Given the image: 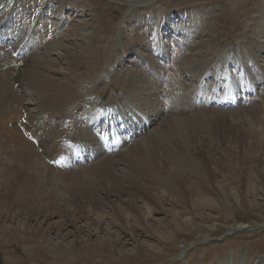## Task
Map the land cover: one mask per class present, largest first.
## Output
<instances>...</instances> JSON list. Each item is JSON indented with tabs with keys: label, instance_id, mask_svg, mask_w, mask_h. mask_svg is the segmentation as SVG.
Returning a JSON list of instances; mask_svg holds the SVG:
<instances>
[{
	"label": "bare ground",
	"instance_id": "bare-ground-1",
	"mask_svg": "<svg viewBox=\"0 0 264 264\" xmlns=\"http://www.w3.org/2000/svg\"><path fill=\"white\" fill-rule=\"evenodd\" d=\"M34 1L37 0H0V4L4 3L6 6L5 9H0V60H5L4 66L0 67V121L4 115H9L8 118L10 123L11 120H15L13 117H16V119L19 120L17 124L14 123L13 120V123L18 125V127L16 126L15 129L17 130L18 128L19 131H17L20 132L24 137L22 139L23 144L19 150L17 149L18 151H14L13 148H15V146H20L19 144L22 142L20 141V137L22 136L18 137V135L17 138H14L15 140L11 137L10 142L8 141V143H5L6 140L3 141V139L0 137V227H2V229L13 228V223H17V225H14L13 229L16 228L18 232L24 237L28 236L27 238L29 240L32 239L31 242L33 246H30V248L37 249L39 245L42 246V242H44L47 233L53 230V228L56 229L57 233L61 232L60 234L63 237H61V239L65 240L67 236L73 234V231L70 229L67 230V225L70 224V226H73L75 220H81L83 221V225L80 224L82 231H86V235L84 234L85 238L82 240L78 239L75 242L74 240L70 242L66 247L67 253L72 252L75 254V256H78L81 253L85 254V251L82 252L83 249L87 250V253L93 255L94 253H97V251L99 252L101 249L103 250L104 254L105 252H115L118 249L117 244L120 243L124 237H128L126 239L127 241H133V243H136V252H139L138 254L150 256V254H154L158 250L153 247V242L149 246H143L141 243H137L136 237L147 231L149 232V235L151 234L153 237L161 240L165 236V232H163L162 229L165 228V230L168 232L170 231V226L179 222L178 216L175 214H170L172 216L170 218L171 220H162L165 221L163 223L162 221H159L161 218L153 219L152 221L156 222V226H150L148 224V221L151 218L149 214L159 212V210H161V208H159V203H162L163 201H169L171 203L177 202L176 206L179 207L177 209L178 214L180 217L184 215V217L187 218L186 214H189L190 211L199 210V214H201L203 208L211 206V203L214 202V200L211 202L210 199V201L200 200L198 196L197 199L195 198L194 200L188 199L189 197L187 195L192 197L193 194L191 189L193 190L194 185H198L200 183L198 181L196 183V179L191 181V173L190 171H188L189 173L186 171L188 168L187 166L192 167L193 169L196 167L200 168V163L202 164L203 161L206 160H204L203 156L204 151H210V153H212V155H210L213 157L216 155L217 151L215 150V146H211V143L207 141L208 135H201V131L203 130L200 129L202 126H206V123H209L206 121L207 119L213 122V118L206 117V114H201L202 112L200 111L194 112L193 108H195V105L187 102L189 100H182L180 96L184 98V95L180 94L179 91L183 89L182 86L186 85V80L190 78L192 80L197 79L198 84L197 86L190 84L187 86V89H192V91L197 92V94L201 93L203 98L202 102H215L217 99H220V96H223V99H227L229 96L233 95L231 90L224 91L225 89L219 88V90L224 92H220L218 95L217 93L219 92H216L214 96L211 94H206L205 91H202V81L199 80L205 81V78H201L200 75L206 73L207 70L200 69L196 72L192 70V67L195 65L198 68H201L205 67L207 64H213L214 62H217L222 56H224V58L218 62V67L214 69L213 72H211L212 75H210V77L213 79V82L210 86L212 87L213 92L217 86L224 87L226 84H229L228 81L232 80V76L236 77L237 79V83L235 84L236 92H238L240 86H242L243 89H251L250 87H253L255 82L261 80L262 74L258 71V69H264V14L262 18L257 20L255 24L251 26L248 32L244 34V49H242L241 45L238 50H235L233 54L234 56L224 54L226 50L221 49L222 55H217L216 58H212L211 60L208 57V54L202 52L200 48V46H202L200 45L201 43H196L192 40L193 31L196 35L199 33H204L208 30L210 32L215 31L214 26H217V24L213 22H210L208 26L202 27L200 30L197 28L201 24L195 28V26L198 24V21H203V14L206 13L200 11L198 12L196 10H191L188 12L181 10L177 15H173L174 17L172 16V18H170L166 16L163 18V21L159 22L160 20H157V22L155 21L156 11L153 12L151 9H148L146 10V13H149L147 11L150 10V13L152 14L153 12L154 16H149L148 18H146V16L140 18L136 17L137 22H140H136L137 24H130L131 28H133L135 31V34L131 38L129 37L127 40L132 41L133 46H126L125 49L126 53L131 54L132 56L134 54V60H132L133 58L128 60L126 57H123L122 59L120 58L121 61H117V68H106L107 73L105 75V78L111 77L115 80H118L117 78L120 76L118 83H122L126 86L125 91L127 92V103L124 104L127 108H136L137 103L135 102V97L142 96L141 98L146 104L144 108H150V110L147 111L153 116L152 119L146 120L143 118V116L138 115L140 117H138V124H136L134 129L129 131L130 139L126 140L127 136H123V138L126 137V139H120L119 136H113L109 130H104L100 134L94 133L91 127L93 124V111H95V109L93 110V108H91L81 113H76V109H80L82 107V103L85 101V98H94L95 100L99 99L101 95V90L96 91V87L93 86V76H91L93 75V61L91 60L92 55L86 52V47H88V45L93 46V42L96 40L95 37L93 40V23L91 21H85V23H82V21V24L79 23L78 25H74L69 29L66 28V33H63L64 28L68 23V18L65 16L63 19L61 16L58 17V15H60L59 12V14L56 15V19H58L59 24L53 30L51 29L52 26H49L48 29H45V34L41 36V40L44 38V43L40 41L37 51L28 52L31 56L29 59H27L29 61H27L24 65L28 64L31 69L21 68L18 66L20 61H25V53V58H20V56L23 54V51L25 52V50H27L28 43L32 41L30 38L35 37L37 34L36 30L41 28L42 24L45 23L43 22L44 20L42 21L40 19V16H38L36 20L34 17L31 19L28 18V14L33 10L32 4ZM47 4L48 2L46 0L45 6ZM70 6L72 8H77L76 3H70ZM62 8L63 5L58 7L59 10H62ZM18 13H20V15L17 18ZM176 17H178L179 20H177ZM173 18H175L174 21ZM182 21L185 22L184 27L181 26L182 23L180 25V22ZM32 24L34 25L35 31L34 33L29 34L28 26H31ZM56 24L57 23H53V26ZM88 29H91L92 33H90ZM15 31L16 34L19 35V38L15 39L11 37V42L13 44L12 47L14 48L11 53L15 50H19L18 57H13L11 54H9L6 50L7 47L4 46V43L7 42V40H5L7 39L5 36H10L11 34L13 35L15 34ZM123 35L124 32H122L121 36ZM180 35L181 42L183 40L185 41L180 45H177L175 50L173 47L171 52V46L169 42L171 39L169 38H176L177 41V38ZM149 39L151 42H153L154 51H146L147 53L142 54L144 56L138 57L139 60H137L135 57L138 55L133 51H135L137 48L143 49L146 46H149ZM215 39L217 40L216 45H218V47H222L223 43L221 42V38L218 36V34ZM65 40L73 41L72 45L70 47H66L64 44ZM184 43H186V47H183ZM208 43H210V41H208ZM200 53L204 55H201ZM51 54L54 55L55 58L52 57ZM171 55H173L172 59L169 58ZM142 58L145 61H143ZM126 59L128 60L127 63L135 65L136 67L133 68L132 66L131 68L129 67L121 70V68L127 67L124 65L125 61H127ZM158 59H163L166 62L167 60L171 61L166 63L167 67L166 69H163L166 65L160 64ZM244 59L251 61L245 62ZM61 61H64L68 65L69 71L63 73L67 75L66 77H68V79L63 78L64 76L62 75V77H57V75H59L58 73L62 72L54 69V66L58 65ZM251 62L252 64L249 65ZM228 63H230L232 68H229L227 71L226 64ZM80 66H83V71H81ZM221 66L222 68H220ZM161 67L162 70H160ZM138 68H141V70H138ZM19 69L24 70V74L22 75L23 77H20L17 71L14 73V70L20 71ZM143 70L144 72H142ZM245 72L249 73L250 81H245V79L241 77V75ZM187 75L188 78L185 77ZM34 77H36L34 80L36 84L41 85L45 83L47 85L41 94L44 100L37 101L38 97L32 93L33 91L28 82L29 79H34ZM160 77H162V80H159ZM101 79L104 80L103 78ZM14 82H18V88L13 87ZM160 82H163L162 89L156 86L158 83L160 86ZM108 85H110V83H107L106 86ZM62 90L69 91L70 93L64 94L61 92ZM162 91L163 94L165 93V97L168 98V103L166 106H164L162 101L156 100V96L160 95ZM93 92L97 93V95L95 96ZM23 94L34 96V99L37 101L35 104L41 110V113L31 115V113L27 114L25 112L26 102L22 101ZM197 94L191 93V95ZM216 95L219 96V98H214ZM140 101L141 99L139 102ZM96 106H99V104H96ZM198 108L205 110L200 106ZM198 108L196 107V109ZM145 109L142 110L144 111ZM164 111L171 112L169 118H167L168 123L165 128H160L159 130H153L154 128H152L153 131H149L145 135H142L146 126L148 128L152 121L155 118L161 116ZM260 113L261 112H259V114ZM263 118L264 117L262 116L259 119ZM5 119L6 118L4 117L3 121ZM45 120H48L49 123L45 124ZM52 120H54V123L51 122ZM163 123L164 121L162 124ZM4 124H2L3 127L6 125ZM228 127L230 130L231 139L237 140L242 138L246 141H249V135L244 136L247 134V130L240 121H230L228 122ZM0 128L2 131L3 128L1 126ZM138 129L140 130L139 132L141 135L138 134L133 141V134ZM172 131L175 133L176 137H173ZM6 132L7 131H5V135ZM5 135L3 136L5 137ZM10 136H13V134ZM30 136L36 138V141L34 139L30 141ZM117 139L118 141H116ZM72 141H75V143L78 145H71ZM81 141L84 142L81 143ZM115 141L119 143L118 146H116ZM33 142H35V145ZM249 142L253 144L252 147L254 148H258L259 146L261 147L259 148L261 152H257V150H255L258 154L256 155V160L250 163V166L259 168L263 161L261 160V154L264 151V142L263 140L259 139V137L258 139L253 137V139ZM112 144L113 146H116V156L121 158L126 163V165L123 166H126L127 169H124V171L120 168L122 170L121 174H113L115 171H109V169H107L110 165H112L109 164L110 159H112L111 154L105 153L104 156H102L99 160H94L98 153L102 154L99 152L100 148H107ZM68 151L75 153L76 155L74 158L77 160H84L85 157H87V161H89L93 158L94 163L92 161L88 162L89 166H92H87L85 172L82 174H76V176H71L69 175L71 174L69 172L72 170L56 168L51 162H44L45 158H48L49 161H54V164L61 163V159L58 155L66 154ZM81 152L82 154H79ZM207 155L209 154H206V156ZM207 157L209 158V156ZM10 159H14L12 163L10 162ZM119 160L120 159L116 160L115 164L118 165L119 163H123ZM259 161L261 164L258 163ZM236 163L238 164V162ZM66 164L75 165V163L69 160L66 161ZM202 168L204 167L202 166ZM189 170L191 169L189 168ZM214 170L213 172H216V169ZM63 172L65 173L62 174ZM193 176L195 177V175ZM19 177H26L25 185H16V180ZM31 179L34 180V184H30ZM187 179L190 181V183L194 182L193 187L188 183ZM45 185L52 187V189H46ZM64 185H66V189L63 191L64 197L66 195L64 192H73L72 200H74V203L72 201H66L64 202V205L60 203L61 199H63V196L58 190H61ZM96 185H98L97 189L95 188ZM214 186L217 192V194H214L216 199H223L224 204H229L231 201L228 195L229 193L227 194L226 191L223 190V186ZM174 190L177 192V195L175 194L176 192L174 193ZM98 193L102 194L103 196H99ZM122 193H128L129 200H132V197L134 200L138 199L139 197V201L142 204L141 206L145 209L144 212H142L143 214L140 213V207L137 206L136 208V205L132 204L134 200L132 202L128 200V203H125L126 208L124 209L132 210V212H129L131 215L129 213L128 215H124V211L122 210L123 208L121 206L124 205L125 201H123V204L120 205L122 209L117 208V216L119 217L115 216V212L112 211L113 213H111L114 215V217L111 218L110 216L112 214H109L110 216L107 217H110V221L105 222L106 219L103 221L102 214L99 212V207H101L103 203L105 204V201L103 200L104 197L109 198V196L112 195L113 197L119 198ZM8 195H13L12 200H6ZM178 195L179 197H177ZM135 196H137V198ZM109 199L106 202H111L112 204V201ZM183 200H189L190 205L185 204ZM62 205L63 207L61 208L60 206ZM135 209L136 213L134 215ZM107 212L110 213V211ZM53 216H59L62 219L61 221L57 220L55 225L48 223L47 227L44 226L46 221ZM129 216L133 217V223L130 221L131 224L129 222L130 219H127ZM39 218H43L44 220L39 221ZM31 220H33V222L35 220L34 224L31 222ZM65 220L68 221L65 222ZM93 221L97 223V227L94 229L90 226L91 223L93 225ZM6 222L9 223L6 224ZM103 222L107 224H105L106 226L113 228V230H116V227H118V229H120L123 233V236L121 235L122 237H120L119 235L114 239L106 235L99 242H96L95 240L93 241L91 237L100 231L99 224ZM114 227L116 229H114ZM214 227L215 226L213 225L210 226L209 230L213 231ZM134 228H136L140 234L136 233ZM145 228H147L149 231ZM174 238L179 240V235H175ZM81 242H83L84 245L81 248L82 250H79L77 246ZM179 242L185 247L183 244L184 241ZM53 249L56 250V247H53ZM260 264H264V262L261 261Z\"/></svg>",
	"mask_w": 264,
	"mask_h": 264
},
{
	"label": "rangeland",
	"instance_id": "rangeland-1",
	"mask_svg": "<svg viewBox=\"0 0 264 264\" xmlns=\"http://www.w3.org/2000/svg\"><path fill=\"white\" fill-rule=\"evenodd\" d=\"M45 2L46 0L44 1L37 0L34 1L32 4L33 10L28 14V18L31 19L34 17L36 20L37 17L40 16V19L42 21L44 20L43 22H45L46 24L43 23L42 27L36 30L37 32L36 36L30 38V40L32 41L28 43L27 50H25V52L23 51V53H25L26 58L24 56L22 58H25V61H22V65H19V67L31 69V67L28 66V64L24 65L27 61H29L27 59H29L31 56L28 52L38 50L40 41L42 42L44 41V38L41 40V36L45 34L46 31L45 29H48L49 26H52L51 29H54L59 24L58 19H56V15L59 14V12L60 15H58V17L61 16L63 19V17L65 16L68 18V23L66 24L63 33H66L65 30L71 28L74 25L76 26L79 23L82 24L85 23V21L86 22L91 21L93 23L92 26L93 40L94 37L96 38V40L93 42V46L88 45V47H86V52L92 55L91 60L93 61V75L91 76H93V86L96 87V91L101 90L100 91L101 95L99 99H95V100L94 98H85V101H83L82 103V107L80 109H76V113L78 114L91 108H93L94 110L96 107H98L96 106V104H99V111L98 112L93 111V124L91 127L93 132L100 133L103 132L104 130H107L108 128L109 129L112 128L113 132L111 133H113V135L117 136L119 134L121 136H127L126 140L130 139V138L128 139V137L130 136L129 131H131V129H134L136 124H138V119L140 118L139 117L140 115L143 116V118H145L146 120L152 119L153 116L150 115V112H148L150 108L149 109L144 108L146 104L141 98L142 96L135 97L136 98L135 102L137 103L136 104L137 109L133 107L127 108L125 105L127 103L126 102L127 92L125 91L126 86L123 85L122 83L121 84L118 83L120 76L117 78L118 80H115L114 78L113 80L111 77L105 78V75L107 73L106 68L107 69L117 68L118 66L117 61H121L123 57H126L128 60L134 57V54L132 56L131 54L126 53L125 49L126 46H133V42L127 40L129 37L131 38L135 34V31L133 30V28H131L130 24L132 23L135 24L137 22L136 17L140 18L146 16V18H148L149 16L150 17L154 16L153 12L156 11L155 21L160 20L159 22H161L164 20L163 18H165L166 16L172 18L173 15H177L178 12L181 10H184L185 12L196 10L198 12L200 11L206 13L207 15L203 14V18H202L203 21H198V24L195 26V28H197L201 24L197 28L200 30L202 27L208 26L210 22H213L217 24V26H214L215 31L210 32L208 30L205 31L204 33H199L197 35L194 34L193 31L192 40L196 43L198 42L201 43L200 45L202 46H200V48L202 52L208 54V57L211 60L212 58H216L217 55H222L221 49L222 50L225 49L226 52L224 54H227L229 56L233 55L235 50H238V48L241 47V45H242V49H244V45H243L244 43L243 40L245 37L244 34L248 32L251 26L255 24L257 20L262 18L264 14V0H63V1L47 0L48 4L46 6H45ZM70 3L73 4L76 3L77 8H72L70 6ZM60 5H63L62 10L58 9ZM5 7L6 6L4 3L0 4V9L1 8L5 9ZM148 9H151L153 11L152 14L150 13V10L147 11L150 14L146 13V10ZM19 15L20 13H18L17 18L19 17ZM174 19L175 18H173V21ZM176 19L179 20L178 17H176ZM53 23H57V24L53 26ZM33 24L31 26H28L29 34L34 33L35 31ZM180 25L184 27L185 22L184 21L180 22ZM88 31L92 33L91 29H88ZM122 32H124L123 35L124 39L123 36H121ZM217 34L221 38V42L223 43L222 47L221 46L218 47V45H216L217 40L215 39V37L217 36ZM14 35L19 36L18 34H14ZM180 37L181 35L177 38V41L176 38H172V37L169 38L171 39L169 41L171 46L170 47L171 52L173 47L175 50L177 48V45H180L182 42L185 41L183 40L181 42ZM10 39L11 38H9L7 44L5 43L4 45L7 47L6 50L9 54L10 51L12 50V48L10 47L11 44ZM208 41H210V43H208ZM72 43L73 41L71 40L64 41L66 47L68 46L70 47ZM148 43L149 46L143 48L146 50H143L142 48L141 49L137 48L135 49V51H133L138 55L137 57H135L137 58V60H139L138 57L144 56L142 54H146L147 53L146 51H152V52L154 51L153 42H151V40L149 39ZM183 47H186V43L183 44ZM51 56L55 58L54 55L51 54ZM172 56L173 55H171V57L169 58L172 59ZM223 58L224 56L220 57L217 62H214L213 64L211 63L207 64L205 67L198 68L195 65L192 67V70L194 72L200 69L207 70L206 73L200 75L201 78H205V81L199 80L202 81L203 87L202 86L200 87H202V91L203 92L205 91L206 94L208 95L211 94L214 96L216 92H219L217 93V95L220 94V92H224L219 89H226V88L230 89L233 92V95L231 96V98L233 99L231 100L230 104L226 100L221 101V99L220 100L217 99L215 102L207 101L210 104L207 103L206 101L202 102L203 98L201 96V93L197 94V92H193L192 89H187V86H189L190 84H194L195 86H197L198 84L197 79L192 80L188 78V75L185 76L186 78H188L186 80L187 84L183 85L182 86L183 89L179 91L180 94L184 95V98L180 96L182 100L183 99L189 100L187 102L195 105V108H193L194 112L200 111L202 112L201 114L203 113L206 114V117L213 118L214 123L211 120L207 119L206 121L209 123H206L207 125L202 126V128L200 129L203 130L201 131V135L202 134L206 136L208 135L207 141L211 143V146H215V150L217 151L214 157L211 156L212 153H210V151H207L208 153L204 151L205 154L203 153V156H204V160L205 159L206 160L203 161L202 164L200 163L199 165L200 168L196 167L197 169L196 168L193 169L192 167L187 166L188 168L186 171L187 173H189L188 171H190L191 181L196 179V183L198 181L201 184V186L200 184L198 185L195 184L193 187L194 182L190 183V181L187 179L188 183L191 184V186L193 187V190L191 189V191H193L192 197L189 195L187 196L189 197L188 199L190 200H194L195 198L197 199L198 196L200 200H206V201L211 200V202L214 200V202L216 203L210 202L211 206L203 208L201 214H199V210L190 211L189 214H186L187 218H185L184 215L180 217V215L178 214L177 209L179 207L176 206L177 202L171 203L169 201L167 202L163 201L162 203H159L160 204L159 208H161V210H159V212H154L149 214L151 218L149 217L150 219L148 221V224L150 226H156V222L152 221L153 219L161 218V220L159 221L171 220L170 218L172 216L170 214H175L176 216H178L179 222L170 226L169 228L170 231L168 232L165 230V228L163 229L161 228L162 231L165 232V236L161 240L157 239L156 237H153L151 234L149 235L148 234L149 232L147 231L145 233L142 231L143 233L141 235L140 232L137 231L136 228H134L136 233L140 234L139 236L136 237L138 244L141 243V245L143 246H149L153 242L154 245L153 247L158 249L156 253L150 254V256L149 255L144 256L142 254H138L139 252H136V243H133V241H127L126 239L128 237H124L121 240V242L117 244L118 249L116 247L117 251L115 252H110V253L105 252L104 254L103 250L101 249L99 252L97 251V253H94V255L89 254L86 252L87 250L81 249L84 245L83 242H81L77 247L79 250L81 249L82 252L85 251L84 252L85 254L81 253L80 255L75 256V254L72 252L67 253L66 247L69 245L70 242H72L73 240L75 242L78 239L82 240L85 238L86 231L84 232L82 231V227L80 226V224L83 225V221L81 220H75L74 221L75 225L73 224V226H70V224L67 223L69 224L66 227L67 230L70 229L71 231H73V234L67 236L65 240L61 239L62 237V235L60 234L61 232L57 233L56 229L53 228V230L47 233L46 235L47 239L45 237L44 242H42V246L39 245L37 249H31L30 246H33L31 242L32 239L29 240L27 238L28 236L24 237L23 235H21L16 228L13 229L14 225H17V223H13L14 224L12 226L13 228L2 229V227H0V264H46V263L48 264H251V263L260 264L261 261L264 262V164H263L264 151L261 154V158H262L261 160H263L262 164L259 161L258 163L261 164V166H259V168L255 167L256 168L255 169L253 166H250V163L256 160V155H258L257 152H261V150L259 149L261 147L259 146L258 148L257 147L254 148L252 147L253 144L249 142L253 139V137L257 139L259 137V139L263 140L264 142V129H263L264 118L259 119L262 116L264 117L263 115L264 114L263 112L264 111V102H263L264 101V69L263 70L258 69V71L262 74V79L257 81L258 84L257 82H255V85L253 87H250L251 89H243V87L240 86L238 92H236L235 84L237 83V79L236 77L232 76V80L228 81L230 86H226V87L217 86L215 91L213 92L212 87H210L211 83L213 82V79L212 77H210V75H212L211 72H213V70L218 67V62H220L221 59ZM128 60L125 61L124 64L127 67L121 68V70H124L129 67L131 68L132 66L133 68L136 67L135 65H131L130 63H127ZM132 60H134V58ZM158 60L160 64L166 65L165 68L163 69H166L167 67L166 63L171 61V60H167L166 62L163 59H158ZM244 60L245 62L251 61L248 59H244ZM143 61L145 60L143 59ZM4 62L5 60L4 61L0 60V67L4 66ZM251 64L252 62L249 65ZM220 68H222V66ZM229 68H232L230 63L226 64L227 71L229 70ZM54 69L62 72V73H58L59 75H57V77L64 76L63 78L68 79V77H66L67 75L63 74L64 72L69 71L68 65L64 61H61L58 65L54 66ZM80 69L81 71H83V66H80ZM138 70H141V68H138ZM160 70H162V67L160 68ZM15 71L19 73L20 77H23L22 76L24 74L23 69H21L20 71L14 70V73ZM142 72H144V70ZM241 77L245 79V81L246 80L250 81L248 72L243 73ZM35 78L36 77H34V79L33 78L29 79V82L27 80L26 81L30 84L29 86H31V89L33 91L32 93L38 97L37 101H41L44 100L41 95L42 91L47 87V85L40 80L41 78L39 80L43 84L41 85L36 84L34 82ZM101 78H103L104 80H102ZM159 80H162V77H160ZM107 83H110V85L106 86ZM162 84L163 82H160V86L159 83L156 86L162 89ZM13 87L18 88V82H14ZM61 92L64 94L70 93L69 91L66 90H62ZM191 93H195L197 95H191ZM93 94H95V96L97 95V93L94 92ZM217 95L214 98H219V96ZM165 96L166 95L165 93L163 94V91L160 95L156 96V100L162 101L164 106H166L168 103L167 101L168 98ZM140 99L141 101L139 102ZM22 101L26 102L25 112L27 114L31 113V115H36L37 113H41V110L35 104L37 101L34 99V96L23 94ZM199 106L204 108L205 110H201V108L199 109L198 108ZM196 107L198 109H196ZM142 109L145 110L143 111ZM259 112L261 113L259 114ZM101 113H105L106 116L105 117H103V115L100 116ZM170 114H171L170 111H164V113L161 116L155 118L152 121L151 125L148 127L149 129L146 126L147 129L145 128L143 130L142 135H145L149 131L159 130L160 128L164 129L168 123L167 118H169ZM8 116L9 115L7 116L4 115L0 121L1 124L0 126L3 129L6 128L5 130L2 129V131L0 128V137L3 139V141L6 140L5 143H8V141L10 142L11 137L14 139L15 137L17 138L18 135H19L18 137L22 136V134L18 132L19 129L17 128L18 131L15 129L16 126L18 127V125L16 124L19 119L13 117L15 118V120L13 118L12 119L16 124H14L13 120L10 119L12 123L11 124ZM4 117L6 119L3 121ZM251 119H253L254 122ZM256 119L258 120V122ZM6 120H8L9 122ZM163 121L164 123L165 122L166 123L162 124ZM230 121L241 122V124L247 130L246 131L247 134H245L244 136L249 135V141H246L245 139L242 138L237 140L230 138L231 137L230 130L228 127V122ZM44 122L45 124L49 123L48 120H45ZM51 122L54 123V120H52ZM2 124H4L6 127L5 126L3 127ZM152 128L154 129L152 130ZM5 131L8 132V133L6 132V135H5ZM139 131L140 130L138 129L133 134L134 135L133 141L135 140V137L138 134H140ZM11 133L13 134V136H10L12 135ZM172 134L173 137H176L173 131ZM3 135H5V137ZM23 138H24L23 136L20 137L21 139L20 141L22 142H20L19 144L20 146L18 147L15 146L16 149L13 148L14 151H16L17 149L19 150V148L23 144V140H22ZM29 140L31 141V139ZM82 142L83 141H81V143ZM118 145L119 143L116 146ZM115 148L116 147L109 148L106 151L103 148H100L99 152H101L102 154L98 153L97 156L95 155L96 157L94 160L95 161L99 160L102 156H104L105 153L111 154L112 159H110L109 164L112 165H110L107 169H109V171H115L113 172V174L114 173L121 174L122 170L127 169L126 166H123L126 165V163L121 158L116 156L115 153L117 152V150H115ZM255 150H257V152ZM206 154H209L207 155L209 156V158L206 156ZM73 156L74 154L71 152L64 154L61 163L56 164L54 167L62 168L66 170H72L69 172L71 173L69 175L76 176V174H82L83 172H85L87 166L88 167L92 166V165L89 166L88 162L92 161L94 163L93 158L89 161H87V159L85 161H79V160H74ZM68 159L73 160L75 165L65 164L66 160ZM118 159H120L119 161L123 163H119L118 165L115 164L116 160ZM10 160H11L10 162L12 163L14 159H10ZM44 162L50 163L48 158H45ZM236 162H238V164ZM201 165L204 168H202ZM116 166L118 169L116 168ZM189 168L192 171L189 170ZM214 169H216V172H213ZM200 170L202 171V173ZM64 173L65 172H63L62 174ZM193 175H195V177L197 175V177L195 178ZM25 182H26V177H19L16 180V185L22 186L25 185ZM30 184H34L33 179L30 180ZM214 185L223 186V190H225L227 194L229 193L228 195L231 200L229 204H224L223 199L221 200L220 198L219 200L216 199V196L214 194H217V192ZM47 186L48 185H45L46 189L48 190L52 189V187L50 186L47 187ZM95 188L97 189L98 185H96ZM65 189H66V185H64L63 188H61V190L57 189L58 191H60V194L63 196V199H61L60 203L63 205L64 202L66 201L69 202L72 201L74 203V200H72L73 192H68V193L64 192L66 193L64 197L63 191ZM175 192L176 191L174 190V193ZM98 194L99 196L102 195L100 193ZM124 194L125 193H122L121 196H119V198L113 197L112 195L109 196L110 199L104 197L103 200L105 201V204L103 203L104 205L103 204L101 205V207L103 208L99 207L100 208L99 212L102 214L103 221H105L106 219L105 222L107 221L109 222L110 217L113 218L114 215L117 216V211L119 208L120 209L123 208L122 210L124 211V215L125 214L128 215L130 211L132 212V210L124 209L126 208L125 203H128L129 200L128 193H126L125 195ZM175 194L177 195V192ZM12 197L13 195H8L6 197V200L10 201L12 200ZM135 197L137 198V196ZM177 197H179V195ZM108 199L112 201V204L111 202L108 203L106 202ZM133 200L134 199L132 197V200L129 201L132 202ZM117 201L119 204L117 203ZM123 201H125L124 205H121L123 204ZM183 201L185 202V204L190 205L189 200L188 201L183 200ZM132 204L136 205V208L137 206L140 207V213L143 214L142 212H144L145 209L141 206L142 204L139 201V197L138 199H135L132 202ZM63 205L60 207L62 208ZM120 205L122 206V208L120 207ZM113 208L115 209V211ZM107 211H110V213ZM112 211L115 212L114 215L112 214L113 213ZM135 213H136V209L134 215ZM109 214L112 215L110 216ZM59 216H53L52 218H49L44 224V226L47 227L48 223L49 224L52 223L51 225H55L57 223V220L61 221L62 219L60 218L62 216L60 217ZM107 216L110 217L108 218ZM127 219L128 220L130 219L129 222L130 221L132 222L133 217L129 216V218ZM41 220L43 221L44 219L39 218V221ZM66 221L68 220H65V222ZM165 221L162 222L164 223ZM31 222L34 224L35 220L34 222L33 220H31ZM105 222L99 224L100 231L96 235H93L91 237L93 241L95 240L96 242H99L106 235L114 239L117 238L119 235L120 237L123 236V233L121 232L120 229H118V227H116L117 229L114 227V229L116 230H113V228L106 226L107 224ZM7 223L9 222H6V224ZM212 225L215 226L213 231L209 230L210 226ZM90 226L94 229L97 227V223L93 221V225L91 223ZM208 230L211 232H209ZM175 235H179V240L174 238ZM123 240H126L127 242ZM179 241H184L183 244L185 245V247L181 245L182 243H180ZM53 247H56V250L53 249Z\"/></svg>",
	"mask_w": 264,
	"mask_h": 264
}]
</instances>
